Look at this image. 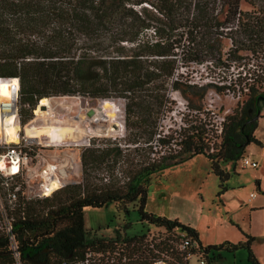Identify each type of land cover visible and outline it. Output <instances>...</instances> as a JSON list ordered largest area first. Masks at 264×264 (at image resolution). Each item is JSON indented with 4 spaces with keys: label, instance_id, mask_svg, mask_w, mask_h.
I'll list each match as a JSON object with an SVG mask.
<instances>
[{
    "label": "trees",
    "instance_id": "16d2710c",
    "mask_svg": "<svg viewBox=\"0 0 264 264\" xmlns=\"http://www.w3.org/2000/svg\"><path fill=\"white\" fill-rule=\"evenodd\" d=\"M216 1L0 0V77H18L21 122L32 117V109L42 97L78 94L119 98L123 103V136L102 138L82 148L79 183L13 209V229L23 261L32 264L29 256L38 255L47 263L51 256L56 260L81 256L87 249L111 251L120 241L131 257L127 264H152L160 259L166 264H189L186 251L177 248L180 233H184L195 241L190 251L201 253L208 264L220 258L223 249L240 247L247 248L253 264H260L246 233L245 241L204 245L189 224L145 210L151 178L163 168L202 153L225 180L229 172L220 167V161L234 166L249 141L264 146L252 134L257 118L248 121L247 106L255 103L256 84L264 80L254 71L239 81L240 94L249 91V99L246 107L224 117L214 152H204L209 146L203 145L202 125L183 134L180 141L161 133L160 121L172 109L171 89L182 94L189 108H201L208 84L182 82L178 70L183 67L188 72L194 63L203 62L196 54L197 46L221 53V38L227 36L239 0H220L226 9L222 19ZM262 12L256 22L241 24L259 37V46H264V8ZM229 38L233 44L229 54L255 50L253 45H239ZM170 140L181 148L165 154L163 146ZM222 188L227 187L222 184ZM109 203L126 212L128 207L136 209L147 227L110 236L85 228L84 209ZM149 225L162 226L172 234L147 242ZM0 263H14L9 241L2 234Z\"/></svg>",
    "mask_w": 264,
    "mask_h": 264
},
{
    "label": "rangeland",
    "instance_id": "374dc122",
    "mask_svg": "<svg viewBox=\"0 0 264 264\" xmlns=\"http://www.w3.org/2000/svg\"><path fill=\"white\" fill-rule=\"evenodd\" d=\"M216 2L218 18L222 19L226 9L219 4L220 0ZM238 4V12L228 23L227 36L221 38V53L197 46L196 54L203 62L194 63L188 72L183 67L178 70L182 82L208 84L201 108H189L182 94L171 89L169 98L172 100V109L167 111L160 121L161 133L172 134L178 138L177 141L183 138V134L190 133L191 129L202 125L206 136L203 145L209 146L205 147V153L214 152L220 142V129L224 117L240 110L242 106L246 107L249 91L241 95L239 81L245 75L249 78L253 71L264 76V46L257 45L259 37L255 33L246 31L241 26L244 22L254 23L256 18L263 15L264 0L251 2L239 0ZM229 36H232L239 45L246 43L255 46V50L241 49L236 55L229 54L228 51L233 45ZM178 60H181L180 53ZM250 80L252 79H248L249 82ZM256 89L258 96L264 98V80L256 84ZM255 98L253 97V102L257 100ZM101 100L105 103L100 107V104H103ZM37 104L39 105V102ZM48 107L54 113L53 116H37L33 121L32 132L40 139H47L50 134L53 140L58 141L68 138L81 140L89 133L87 126L90 125L97 141L106 137L123 136L124 126L122 129L119 125V123L123 125L124 122L123 103L119 98L93 99L76 94L51 96ZM252 134L256 138L264 139V103L260 105ZM259 146L254 141H249L242 154L255 160L258 164L256 167H243L240 160L234 166L230 162L220 161V167L229 172L225 180H221L213 171L211 161L202 153L163 168L151 178L145 210L189 223L200 233L204 245L225 240L245 241L246 233L251 236L250 248L257 259V226L260 220L264 221V214L257 215V209L251 208L250 203L257 202V194L261 195L256 182L258 171L264 170L262 168L264 151L261 152ZM180 148L181 144L170 140V143L163 146V151L165 154H174ZM76 161L79 164L77 175H80V157H77ZM262 183L264 184V174ZM222 184L227 187L225 190ZM251 192H255L256 196L250 197ZM83 217L85 228L98 230L100 234L106 236L117 231L129 235L147 227L140 222L136 209L128 207L126 212L114 203L101 207H87L84 209ZM171 234L162 226L149 225L145 241L151 239L156 241ZM124 246L120 241L116 243L113 250L103 255L102 262L106 256L119 259L120 254L116 251ZM220 254L221 257L213 264H253L248 259V250L245 247L234 251L223 249ZM51 258L52 256L49 260ZM189 264H200L198 257L190 256Z\"/></svg>",
    "mask_w": 264,
    "mask_h": 264
},
{
    "label": "built area",
    "instance_id": "2783aa9c",
    "mask_svg": "<svg viewBox=\"0 0 264 264\" xmlns=\"http://www.w3.org/2000/svg\"><path fill=\"white\" fill-rule=\"evenodd\" d=\"M4 79L9 83L10 95L0 96V120L13 115L14 130L12 137L5 132L0 135V235L6 236L9 241L13 264H29L20 257L13 229V209L22 207L27 201L48 197L68 184L79 183L81 177L77 175L79 164L76 158L80 157L82 148L96 143L97 139L94 138L96 134L91 125L87 126L89 133L81 140L68 138L58 141L53 140L50 134L47 139H40L32 132L34 119L43 115L51 117L54 113L48 106L40 109V105L36 104V108L32 109V117L21 122L18 77H0V83ZM239 160L243 167L258 165L248 155H242ZM254 195L255 192L249 194L250 197ZM124 245L116 251L120 254L119 259L106 256L102 262L103 255L110 251L97 252L87 249L81 256L74 255L59 260L51 258L45 264H127L131 257L125 243ZM195 246V241L190 236L180 233L177 248L186 251L185 258L189 261V257L195 255L200 264H208L201 253L190 251ZM155 263L166 264L161 259L152 264Z\"/></svg>",
    "mask_w": 264,
    "mask_h": 264
},
{
    "label": "crops",
    "instance_id": "0c3cea01",
    "mask_svg": "<svg viewBox=\"0 0 264 264\" xmlns=\"http://www.w3.org/2000/svg\"><path fill=\"white\" fill-rule=\"evenodd\" d=\"M258 139L264 142L263 138H258ZM259 147L261 149L260 151L263 152L264 146H259ZM262 168H264V166ZM263 174H264V170L258 171L257 182H256L257 189L261 190V195L257 194V202L250 203L251 208L257 209V215L264 214V184L262 183ZM254 196H256V194ZM248 200H251V199H248ZM198 236H199V240L201 241V243L204 244L203 241L201 240L200 233ZM257 260L260 264H264V221L263 220H260L257 226Z\"/></svg>",
    "mask_w": 264,
    "mask_h": 264
},
{
    "label": "bare ground",
    "instance_id": "6f19581e",
    "mask_svg": "<svg viewBox=\"0 0 264 264\" xmlns=\"http://www.w3.org/2000/svg\"><path fill=\"white\" fill-rule=\"evenodd\" d=\"M9 95H10L9 83L6 82V79H4V81H2L0 83V96L1 97H8ZM101 103H103V104H100V107L104 105L105 101L101 100ZM39 105H40V109H43V108H41V106H44V107L48 106L49 105V97H42L39 100ZM13 118H14L13 115H10V116H7L6 118L0 120V135L3 134V132H5L10 137H12L13 130H14ZM119 125H121L120 127L122 128V124L119 123ZM35 135H37V134L35 133Z\"/></svg>",
    "mask_w": 264,
    "mask_h": 264
},
{
    "label": "flooded vegetation",
    "instance_id": "af4514ba",
    "mask_svg": "<svg viewBox=\"0 0 264 264\" xmlns=\"http://www.w3.org/2000/svg\"><path fill=\"white\" fill-rule=\"evenodd\" d=\"M264 103V98L256 100L255 103L252 106H249L247 111L250 115L248 118V121H252L253 117L256 115L257 111L260 109V105Z\"/></svg>",
    "mask_w": 264,
    "mask_h": 264
},
{
    "label": "water",
    "instance_id": "95a60500",
    "mask_svg": "<svg viewBox=\"0 0 264 264\" xmlns=\"http://www.w3.org/2000/svg\"><path fill=\"white\" fill-rule=\"evenodd\" d=\"M260 98H263L262 96H258L257 100H259ZM41 108H44V106H41ZM260 109L257 111L256 115L253 117V119H256L259 115ZM122 129H123V125H122ZM248 141V139L246 140ZM43 251H46V249H44ZM29 260L32 262V264H45L46 260L45 259H39L38 255L36 256H29Z\"/></svg>",
    "mask_w": 264,
    "mask_h": 264
}]
</instances>
